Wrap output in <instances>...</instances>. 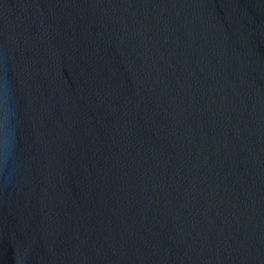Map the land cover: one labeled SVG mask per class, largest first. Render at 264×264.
Wrapping results in <instances>:
<instances>
[{"label":"water","instance_id":"1","mask_svg":"<svg viewBox=\"0 0 264 264\" xmlns=\"http://www.w3.org/2000/svg\"><path fill=\"white\" fill-rule=\"evenodd\" d=\"M0 264H264V0H0Z\"/></svg>","mask_w":264,"mask_h":264}]
</instances>
